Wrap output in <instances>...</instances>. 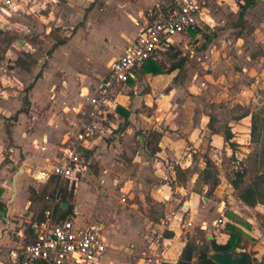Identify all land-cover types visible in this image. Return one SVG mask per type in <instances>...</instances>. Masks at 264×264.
I'll return each instance as SVG.
<instances>
[{
	"label": "rangeland",
	"instance_id": "374dc122",
	"mask_svg": "<svg viewBox=\"0 0 264 264\" xmlns=\"http://www.w3.org/2000/svg\"><path fill=\"white\" fill-rule=\"evenodd\" d=\"M17 2L20 5L17 10L10 16L0 17V116L5 113L14 117L19 109L27 108L39 116H46L49 111V114L52 112L64 119L78 110L89 93L87 89L106 76L109 63L123 54L128 43L147 23L165 14L169 5L168 0ZM131 5L138 11L134 14L137 18L135 30H123L127 33L122 35L126 44L117 53L112 42L119 31L118 27L112 26L111 18L116 19L120 16L119 11L129 10ZM242 13L243 6L224 1L212 10L213 28L203 26L195 35L177 36L174 40L179 45L160 53L157 62L165 71L180 67L174 73L176 82L165 88L162 96L152 94L148 97L152 93L150 85L144 83L143 76L137 77L138 97L155 100L154 104L149 102L152 106L139 104V113H153L157 110L158 100L176 88L172 99L174 105L169 111L174 117L171 124L160 126L162 134L143 128L125 138L122 134L133 128V122L125 115L112 116L118 132L114 131L106 142L111 146L120 136L123 150L115 158L97 162L81 179L102 196L96 192L89 195L95 218H105L109 212L104 200L111 197V188L117 191L118 206L113 205L110 209L114 213L118 210L119 215H130L129 219L137 215L147 225L151 212L152 217H159L158 223L169 216L176 218L182 214V219H177L178 224L174 226L176 231L184 242L196 241L200 245L211 243L208 240L210 230L189 228L187 223L191 219H205L210 223L221 219L224 234H239L241 248L238 253L243 252V248L250 254L255 252L254 243L264 239V210H243V202L231 182L238 172L244 171L242 187H246L264 174V150L260 143L252 141L251 136L253 115L258 117L261 127L264 119V2L254 1V6ZM63 41L66 43L58 46ZM19 59L22 61L20 66L17 64ZM42 84L46 86L42 92L45 97L39 96L37 100L35 89ZM26 98L30 101L28 106L24 103ZM67 107L71 112L66 114ZM245 115L250 118L243 119ZM229 131L233 134L232 141L226 140ZM144 132L146 141L141 145ZM162 135L172 138L174 148L160 156L157 153ZM131 153H140L138 156L142 160L137 159L134 163ZM4 161L11 163L10 156ZM115 161L120 165L113 170L111 165ZM106 169L109 177L104 173ZM18 170V165L14 166L12 175ZM207 176L210 177L208 181L205 180ZM105 177L108 188L100 182ZM0 181H5L2 169ZM129 181L131 187L122 191ZM159 187L168 190L166 198L153 196L152 190ZM104 193L109 195L105 197ZM193 194L196 202L191 199ZM122 195H126L125 202H122ZM71 202L75 207V201ZM187 208L189 211L183 214V209ZM109 218L112 225L117 223L114 215ZM30 223L32 221L24 223L22 230L26 231ZM98 223V226L103 224ZM108 224L104 225L103 234L107 244L112 245V255L102 264L111 261L134 264L133 258L143 256L145 250L139 253L124 251L123 247L131 248L132 242L127 241L133 234L122 229L121 235L113 238V227ZM243 227L254 232V236L243 232ZM19 229L12 232H19ZM157 229L161 231L160 235L170 233L163 228ZM211 233L215 231L211 230Z\"/></svg>",
	"mask_w": 264,
	"mask_h": 264
},
{
	"label": "crops",
	"instance_id": "0c3cea01",
	"mask_svg": "<svg viewBox=\"0 0 264 264\" xmlns=\"http://www.w3.org/2000/svg\"><path fill=\"white\" fill-rule=\"evenodd\" d=\"M224 1L235 2L237 5L243 6V13L244 10H246L248 7L254 6V1L264 2V0H217L212 3L209 9L206 11L205 20L202 22V28L203 26H210L211 28L215 26L214 18L211 14L212 10L216 5H220ZM168 2L170 5L172 0H168ZM169 5H167V10ZM136 8L137 7L131 5L129 10L122 9L121 11H119L120 16H118L116 19L111 18L113 19V21L111 22L112 26L114 25V27H118L117 31H119L117 34H115V38L112 42V45H115V47L117 48L114 49L117 53H119L122 46L126 44V42L122 39V35L125 36L127 33H124L123 30H135L134 23L137 18L134 14L138 12ZM161 15L164 14H160V16ZM105 19L109 22L111 21L110 18L108 19L106 17ZM109 22L108 24H110ZM149 24L150 23H147L146 26ZM195 32L197 34L200 32V30H197ZM189 33L191 34L192 31L177 36L186 37L187 35H189ZM137 35L128 43V45L135 40ZM177 36L173 37V43L170 45L169 49L172 46L179 45V43H176V41L174 40ZM240 41L243 40L240 39ZM229 44L233 45L232 42H230ZM111 49L113 50V47H111ZM109 52H111V50ZM116 58H114L109 63L108 71L110 65L116 60ZM179 70L180 67L176 69L173 68L172 70L166 69L165 74L154 76L152 74H146L142 68L141 70H139L140 72L137 71L135 73V77L131 79V82H128L126 85H123L115 90L114 98L117 106L116 112H114V114L117 116H124V114L117 110L119 107L122 108L129 113L128 120L130 119L134 125L131 130L124 131L122 136H125V138H130L131 134H135L138 130L143 128L146 130H153L154 133L157 132L158 134H162L163 130L160 126L162 124H164V126L171 124L170 120L172 117H174V115L169 111L172 110V107L174 105L172 99L174 98L176 88H173L169 94H167L166 96L163 95L164 97L161 100H158L157 110H155L153 113L149 115L141 112L139 113L138 109L140 108L142 103H145V105L148 106H152L149 104V102H153L154 104L155 100L151 98L148 99V97H152V94H156L155 97H157V95L159 94L160 96H162L161 93L163 92V90L176 82L174 73H176V71L178 72ZM140 76H143L144 83L149 84L151 87L152 93L151 95H148L147 98L146 96L138 97L139 87L135 83H137V80ZM99 83L100 81L87 90L90 92ZM35 90V98L37 100L40 98L44 99L45 96L42 92L46 90V86L43 84L39 85V87L37 86ZM133 92L135 95L133 94ZM39 96L41 97L39 98ZM139 104L141 105L139 106ZM84 106L85 98L83 99V101H81V105L78 110H76L74 113H71V115H69V117H67L66 119H64L65 117L63 118L57 116L52 112H50L49 114V111L47 112L46 116H39V114L30 113V111L28 113L17 115L18 111L22 110L23 108L19 109L14 117H12V115H5V113H2V116H0V169H2L5 178V181H0V264H14V261L9 255L10 250L19 248L21 245L28 242V228L26 229V231H24L21 227L24 225V223L33 221L35 212L31 211L30 207L33 203L34 192L41 193L47 183L45 180L38 179L37 172L39 169L50 170L52 166L58 162V159L55 156L58 155V147L65 141L64 133L67 127V122L68 120L75 118L77 114L84 108ZM68 112L71 111L70 108L67 107L64 113L67 114ZM244 118L246 120L249 119L250 116L247 115ZM39 119L41 120L37 122ZM114 131L115 133L118 132L117 127L114 129ZM144 134L145 132L140 138L141 145H143L146 141ZM111 136L109 138L98 140L96 142L95 149L89 152L92 160L90 167L95 165L97 162H100V160L115 158L119 155V153L122 152L123 147L120 144V136H117V141L113 142L111 146L108 144V142H106L107 139L112 138ZM114 136L116 135L114 134ZM171 139L172 138H168L166 135H162L158 143V146L160 148L159 152L157 153L158 155L162 156L166 153L167 149L174 148L173 141ZM114 145H116V147ZM145 149L147 151L149 150L147 145L145 146ZM131 154V157L135 159L133 161L134 163L137 162V159L141 158L140 156H138L140 155V153ZM6 156H10L11 163H6L4 161ZM48 160L51 161L48 162ZM140 160H142V158ZM16 165H18L19 172H17L15 175H12L13 168ZM119 165L120 164L115 161L111 166L114 170ZM162 165L165 166L163 163ZM100 167L102 166L100 165ZM108 172V169L104 170V173L107 175ZM17 175L18 177L16 179V186H14V179ZM84 175L85 173L80 177L78 184L75 186L73 199H71L70 202H63L67 203L68 207L70 205L72 206L73 212L70 216L71 218L75 219L79 224L85 227H101L103 231L104 225L109 223L110 226L113 227V238H116V236L119 237L121 235L122 229L130 230V232L133 234V238L129 239L127 242H132L130 243L131 248L127 249L123 247L122 249H124V251L126 252L132 253H139L145 250L143 256H135L133 258L135 261L134 264H177L181 257L182 251L187 244V242H184L181 239L180 235L174 227L178 224L177 219H182V214H180L182 216L178 215L176 216V218H174V216H169L167 220L161 219L162 223H154V221L152 220L153 213L151 212L149 215L150 221H148V225L147 223H144L143 220L140 219V217L137 215H133V217L129 219L128 217H130V215H119L120 213L117 212L118 210L116 211L117 213H114V211L110 210L112 209L111 206L114 205L116 206V208L118 206L116 201L117 191L110 188L109 192L111 193V197L109 198V200H104V202L107 203V207H109V212L106 214L105 218H95V214L90 205L91 202L88 201L89 195H93V193L90 192H96L98 193V196H102L99 194L96 188H93L86 181L83 180L81 182V179L84 177ZM107 181L108 180L106 177L105 179L100 180V182L103 183L104 186H107ZM68 184L71 188L70 181L65 183L63 188H65ZM129 186L131 187L130 181L123 185V187L121 188L122 191H124L125 188ZM85 190L87 191L86 193L83 192ZM104 194H106L104 195L105 197L109 195V193ZM152 194L153 196H155V198H166L168 190L163 191L159 187L152 190ZM125 197L126 195H122V202L126 201ZM191 199L192 201L196 202L194 194L192 195ZM71 201H75V207H73L74 202L72 203ZM68 207L66 209H68ZM253 208L264 210V205L259 204L256 207H249L243 203V210ZM139 209H143V207H139ZM183 210L184 214L185 212L189 211V208ZM133 212L134 211L132 210L131 214H133ZM112 215L115 216L117 222L114 225H112V220L109 218ZM80 216H83V218H81ZM80 220L82 222H80ZM220 220L221 219L215 220L213 223H210L205 219H191L190 221H194L195 223L206 221L209 226L207 230H210V235L214 238L213 241H216L217 244L224 245L228 243L230 236L222 232L223 220H221L222 222L219 224V226H215L216 221ZM98 222H103V224L101 226H98ZM16 228H20L19 232H12ZM157 228H163L164 231L168 230L170 232L168 234L172 233L173 237L167 238L168 234L160 235L161 231H158ZM144 229L146 230L144 231ZM211 230H214L215 233H211ZM141 231H144V233H141ZM9 232L12 233V235H10ZM243 232H246L253 236L255 234L254 232H250V229H246L245 227H243ZM137 234H140V236H137ZM220 234L222 237L220 236ZM156 235L157 237L154 238L153 236ZM254 245H256L254 248V253H248L245 248H243V252L250 254L254 259H257L260 262L264 258V239L260 240L259 242H255ZM251 248L252 247L250 246L249 249ZM111 249L112 245H109V251L104 260L109 259L110 255H112ZM110 264L116 263L114 261H111Z\"/></svg>",
	"mask_w": 264,
	"mask_h": 264
},
{
	"label": "built area",
	"instance_id": "2783aa9c",
	"mask_svg": "<svg viewBox=\"0 0 264 264\" xmlns=\"http://www.w3.org/2000/svg\"><path fill=\"white\" fill-rule=\"evenodd\" d=\"M217 0H172L160 18L141 29L135 40L110 65L100 83L85 97V106L68 120L65 141L58 147V162L50 170L39 169L38 179L46 182L51 176L61 178L60 187L46 198L51 207L45 219L33 224L31 242L11 249L14 264H101L108 254L101 227H85L75 219L57 220L56 208L63 204L61 187L71 182L76 186L80 177L89 171L92 160L89 152L96 142L114 133L112 116L116 112L115 89L126 85L149 60L157 61L162 51L169 49L173 37L202 29L206 11ZM20 6L17 0H2L0 17L10 16ZM51 160H48L50 162ZM62 208V207H61ZM222 221H216L219 226ZM187 226L208 229V223L189 221Z\"/></svg>",
	"mask_w": 264,
	"mask_h": 264
},
{
	"label": "trees",
	"instance_id": "16d2710c",
	"mask_svg": "<svg viewBox=\"0 0 264 264\" xmlns=\"http://www.w3.org/2000/svg\"><path fill=\"white\" fill-rule=\"evenodd\" d=\"M192 33L193 35L196 34L195 31ZM64 43V41L60 42L58 46ZM21 62L22 61L19 59L17 61V64L20 66ZM25 69L28 70V68ZM143 71L146 74H152L154 76L166 73L162 65L158 64L156 61L153 60H149L144 64ZM129 82H131V80H129ZM29 88L32 89L33 87ZM24 103L28 106L30 104V101L26 98ZM117 110L124 114L126 118H128V112H126L120 107ZM28 112L29 110L27 108H23L22 110L18 111L17 115ZM245 116H243L242 118H244ZM258 122V117L253 115V124L251 130L252 141L260 143L262 145V149L264 150V119H262V127L259 125ZM225 136L227 141H232L233 134L231 133V131L227 132ZM178 172H180L181 174L182 171L179 170ZM244 178L245 172H238L235 179H233L231 182L233 188L238 191L239 199L249 207H256L259 204L264 205V174L260 175L258 180L253 182L252 184L246 187H242V185L244 184ZM209 179L210 177L207 176L205 180L208 181ZM60 182L61 178L59 176H51L41 193L34 192V199L30 210L34 211L35 215L32 223L29 224V227L27 229L28 242H31L34 237L33 224L44 221L45 211L51 207V205L47 202L46 198L48 196H53L56 193L57 189L60 187ZM60 190L63 196V202H70V200L73 199L75 191L74 183L71 185V188L68 184L65 188L61 187ZM72 212L73 208L71 205L66 210L61 208L59 205L56 208L55 214L57 220H67L72 215ZM152 220L158 222L159 217H152ZM171 237H173L172 233L167 235V238ZM240 240L241 239L238 233H232L230 235L228 243L224 245L217 244L216 241H211L210 244L203 243L202 245H200L196 241H188L182 251L181 257L177 264H217L209 255L211 249H213L217 253L228 252L232 255L241 254L243 257L242 264H264V258L262 259V261L259 262L257 259H254L250 254L246 252L238 253L237 250L241 248Z\"/></svg>",
	"mask_w": 264,
	"mask_h": 264
},
{
	"label": "water",
	"instance_id": "95a60500",
	"mask_svg": "<svg viewBox=\"0 0 264 264\" xmlns=\"http://www.w3.org/2000/svg\"><path fill=\"white\" fill-rule=\"evenodd\" d=\"M18 175L14 179V186H16V179ZM63 209H66L68 207L67 203H63L61 206ZM213 236L209 235L208 240L213 241ZM210 257L217 263V264H242L243 257L241 254L232 255L231 253L225 252V253H217L213 249H211L209 253Z\"/></svg>",
	"mask_w": 264,
	"mask_h": 264
}]
</instances>
